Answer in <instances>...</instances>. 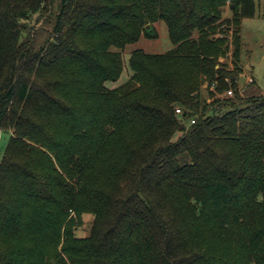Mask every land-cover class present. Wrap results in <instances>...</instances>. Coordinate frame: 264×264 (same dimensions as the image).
Returning a JSON list of instances; mask_svg holds the SVG:
<instances>
[{
	"label": "trees",
	"instance_id": "trees-1",
	"mask_svg": "<svg viewBox=\"0 0 264 264\" xmlns=\"http://www.w3.org/2000/svg\"><path fill=\"white\" fill-rule=\"evenodd\" d=\"M56 5L34 53L26 24ZM254 16L253 0H0V264H264V98L238 91ZM156 23L171 50L124 61Z\"/></svg>",
	"mask_w": 264,
	"mask_h": 264
},
{
	"label": "rangeland",
	"instance_id": "rangeland-1",
	"mask_svg": "<svg viewBox=\"0 0 264 264\" xmlns=\"http://www.w3.org/2000/svg\"><path fill=\"white\" fill-rule=\"evenodd\" d=\"M256 15L261 13V6L264 0H253ZM57 5L53 7L51 13L39 14L33 16L26 24L27 29L22 41L27 43V40L32 44L33 52H37L44 47L48 41L52 39L53 28L56 22ZM223 16L229 18L231 16L228 6L224 9ZM155 32V39L141 38L135 44L127 47L123 51V59L126 61L128 54L134 49H142L144 52L152 54H163L171 50L172 46L167 36V30L163 23H156L153 25ZM224 62L223 59H220ZM230 53L228 54V63H230ZM239 67L242 69L241 74L245 75L247 85H244L243 80L238 81V91L241 95L242 91L246 97H263L264 98V19L245 20L242 24L241 31V54L239 60ZM239 74V77L240 75ZM128 70H125L121 78L116 83L108 84L109 89H115L123 84L129 77ZM251 80L252 83H248ZM245 81V82H246ZM232 90V89H231ZM234 92V90H233ZM224 94L221 96L223 98ZM209 102V101H208ZM179 134H177V137ZM10 134L0 133V159L9 140ZM73 216V215H72ZM94 216L90 213H83L80 217V222L74 226V237L83 239L88 237L91 224Z\"/></svg>",
	"mask_w": 264,
	"mask_h": 264
},
{
	"label": "crops",
	"instance_id": "crops-1",
	"mask_svg": "<svg viewBox=\"0 0 264 264\" xmlns=\"http://www.w3.org/2000/svg\"><path fill=\"white\" fill-rule=\"evenodd\" d=\"M263 3H264V2H263ZM255 18H258V20L262 19V18H261V14H259V15L257 16V15H256V11H255V16H254L253 18H246V19H244V20L242 21V24L244 23L245 20H253V19H255ZM244 76H245V75L241 74L240 77H239V80H240V79H244V80H243L244 85H243L242 87H245V86L247 85L246 77L244 78ZM245 81H246V82H245ZM242 94H243V96H244L243 91H242ZM0 133H1V132H0Z\"/></svg>",
	"mask_w": 264,
	"mask_h": 264
},
{
	"label": "built area",
	"instance_id": "built-area-1",
	"mask_svg": "<svg viewBox=\"0 0 264 264\" xmlns=\"http://www.w3.org/2000/svg\"><path fill=\"white\" fill-rule=\"evenodd\" d=\"M250 82L252 83L251 80L248 81V83H250ZM233 95H234V92L232 90H228V91L225 92L224 97L225 98H232ZM175 112L178 115V114L181 113V110L180 109H176ZM191 123H194V122L192 121Z\"/></svg>",
	"mask_w": 264,
	"mask_h": 264
},
{
	"label": "water",
	"instance_id": "water-1",
	"mask_svg": "<svg viewBox=\"0 0 264 264\" xmlns=\"http://www.w3.org/2000/svg\"><path fill=\"white\" fill-rule=\"evenodd\" d=\"M147 29H149V26L147 27ZM184 129V125H181L180 127H179V131H182Z\"/></svg>",
	"mask_w": 264,
	"mask_h": 264
}]
</instances>
